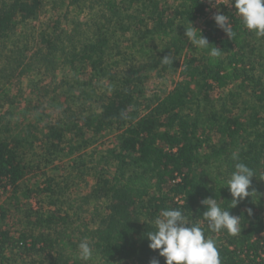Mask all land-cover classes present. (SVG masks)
<instances>
[{"label":"trees","instance_id":"obj_1","mask_svg":"<svg viewBox=\"0 0 264 264\" xmlns=\"http://www.w3.org/2000/svg\"><path fill=\"white\" fill-rule=\"evenodd\" d=\"M64 1L77 15L96 10L86 24L88 33L58 34L57 25L42 31L32 49L31 43H21V37H29L18 26L37 18L44 0H0V106L24 76L65 69L71 76L61 81L67 87L56 105L60 116L47 125L41 148L53 160L62 152L77 154L78 168L87 169L85 151L93 137L115 133L116 142L107 152L91 153L92 191L81 201L72 199L68 211L36 213L30 234L15 236L4 229L7 214L0 210V264H10L17 255L36 256L33 264H149L159 255L149 249L146 233L162 209L181 210L215 239L221 264H264V38L246 30L232 10L233 37L211 22L210 30L201 31L221 50L213 60L208 49L188 46L182 30L205 17L215 0ZM168 55L176 65L183 58L187 73L172 89L148 98L144 81L167 70L161 59ZM226 89L215 98L216 91ZM8 115H0V191L11 188L17 200L19 194L25 199L46 195L50 206H57L62 198L54 191V179L35 190L27 184L41 168L26 159L28 137L3 135ZM88 133L93 137L88 139ZM239 162L254 170L249 191L255 193L231 209L221 178ZM206 198L241 216L240 234L207 228L201 204ZM82 213H89L88 219ZM84 238L93 250L89 261L78 258Z\"/></svg>","mask_w":264,"mask_h":264},{"label":"rangeland","instance_id":"obj_2","mask_svg":"<svg viewBox=\"0 0 264 264\" xmlns=\"http://www.w3.org/2000/svg\"><path fill=\"white\" fill-rule=\"evenodd\" d=\"M213 9H209L206 16L197 20L193 27L200 31H208L211 29L207 26V22H211L212 26H216L213 16L216 14H223L229 17L234 8L231 7V3L225 0L224 4L220 3V0H215ZM172 4V2H170ZM213 6V5H212ZM221 6H226L230 11H224ZM134 8V7H133ZM131 10L134 12L135 8ZM171 11V10H170ZM96 10H86L81 15H77L76 10L73 7H68V4L64 0H44V7L40 11L38 17L33 19L27 24H21L18 26V32L26 35L21 37V43H31L32 49L36 48L34 43H38L39 35L42 31L53 28L58 25L57 33L61 31H67L69 33L75 32V30L87 31V25H90L93 14ZM188 26L185 29H189ZM182 31H186V30ZM131 34H127L130 37ZM36 41H34V38ZM187 40V37H186ZM188 46H193L188 40ZM264 46V45H263ZM194 47V46H193ZM187 50V49H186ZM184 50L183 54L186 53ZM190 52L191 56H198L199 53ZM182 54V55H183ZM184 61L181 59L180 65L173 63L168 64L166 71L158 70L148 76L144 81L143 88L145 95L148 98L153 97L155 93H161L166 90H170L174 87V83L182 78L184 72ZM191 66V73L196 72L197 63H193ZM1 67V63H0ZM71 73L68 70L60 69L54 75L34 72L28 76H24L20 79L0 106V115L10 113L2 123L6 127L4 130V136L11 139L12 137H28L25 142V148L23 149L26 154L27 161L31 160L38 165L40 170L35 171L27 179V184L32 189L43 188L47 179L51 177L54 179V191L59 199L57 206H50L49 199L46 195L34 194L31 199L23 198L22 194H19L20 199L13 198V190L8 189L6 191H0V210L3 208L6 210V219L1 224L4 229L11 230L13 235L19 236L20 233H31L30 222L34 221L36 213L48 212L53 210L68 211L69 204L72 203V199L81 198L92 191V187L95 184L93 171L88 170L91 167L90 161L92 160L93 151H109L114 148L116 142V134L107 132L103 136L93 137L92 133H88V139L94 142L93 145L85 151V159L87 160V169L78 168V160L75 156H68L66 152H62L59 159L53 160L48 151L42 149V139L47 131V125L55 123L60 116V109L57 108L59 101H63L65 98L62 93L63 89H66V85H61L63 79L68 80ZM18 81V80H17ZM63 88H62V87ZM58 87V91L55 92L54 88ZM229 92V89L223 91H216L215 98L219 99L222 95ZM16 97L14 98V96ZM94 108H96L94 104ZM43 115L40 121H37L35 117ZM1 123V124H2ZM36 128H32L33 125ZM3 126V127H4ZM70 138L67 140L69 141ZM34 143L33 146L30 144ZM95 159V157H94ZM56 200V199H53ZM80 203V202H79ZM79 203L77 205H79ZM72 213V211H70ZM89 213H82V218L85 219ZM88 219V218H87ZM11 256V255H10ZM160 264H164V258L157 256ZM152 260V261H153ZM34 261H38L36 256H20L14 257L10 264H33ZM151 261V262H152ZM151 262L149 264H151ZM132 264V263H127Z\"/></svg>","mask_w":264,"mask_h":264},{"label":"clouds","instance_id":"obj_3","mask_svg":"<svg viewBox=\"0 0 264 264\" xmlns=\"http://www.w3.org/2000/svg\"><path fill=\"white\" fill-rule=\"evenodd\" d=\"M234 8V14L240 18L241 24L258 38H264V0H228ZM221 4L225 0H220ZM216 26L222 29L229 38L235 33L229 24V17L223 14L213 16ZM191 28L185 29V35L194 48L208 49V55L215 60L221 55V50L210 45L202 32ZM163 64H169L170 55L161 59ZM233 159H238L234 154ZM254 170L243 162L235 164V170L223 179L220 188H227L231 196V209L238 206L246 198L255 193L250 192ZM205 207L202 214L207 228L213 233L226 232L235 236L241 233V216H234L229 210L222 208L216 198H206L201 201ZM247 214H252L247 209ZM153 227L146 233L148 247L164 258V264H221L215 239L206 237L205 231L197 224H192L179 209H162L152 220ZM93 250L88 238H84L78 245V258L83 261L92 259ZM151 264H160L153 260Z\"/></svg>","mask_w":264,"mask_h":264},{"label":"built area","instance_id":"obj_4","mask_svg":"<svg viewBox=\"0 0 264 264\" xmlns=\"http://www.w3.org/2000/svg\"><path fill=\"white\" fill-rule=\"evenodd\" d=\"M216 3H217L216 1H214V2H209L206 11L208 12L209 9H213V8H214V4H216ZM212 5H213V6H212ZM206 14H207V13H206ZM8 189H11V188H8Z\"/></svg>","mask_w":264,"mask_h":264}]
</instances>
